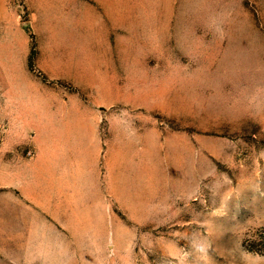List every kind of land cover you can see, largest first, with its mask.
<instances>
[{
	"label": "rangeland",
	"instance_id": "obj_1",
	"mask_svg": "<svg viewBox=\"0 0 264 264\" xmlns=\"http://www.w3.org/2000/svg\"><path fill=\"white\" fill-rule=\"evenodd\" d=\"M0 127L79 206L19 264H264V0H0Z\"/></svg>",
	"mask_w": 264,
	"mask_h": 264
},
{
	"label": "crops",
	"instance_id": "obj_2",
	"mask_svg": "<svg viewBox=\"0 0 264 264\" xmlns=\"http://www.w3.org/2000/svg\"><path fill=\"white\" fill-rule=\"evenodd\" d=\"M2 89H5L4 85ZM4 148L6 147L0 151V239L3 245L0 252H2V256L7 253L5 259L12 264H19L21 244L35 245L39 243L46 245L52 243L53 240L50 238L57 232L55 230H58L57 224L47 223L46 219L49 217L55 221L60 216L53 214L48 209L38 210L36 207H73L70 208L71 217L76 218V208L74 207L79 206L74 202L75 197L69 198V202L65 204L62 195L53 193V190H59L57 175L50 179L48 177L38 179L36 169L31 163H24L23 167L16 164V154L6 153ZM53 152L55 154V150ZM9 159H12V165L10 163L6 165L5 162ZM71 181L74 183L73 186L79 185V175L73 174ZM80 184L83 196V176ZM76 192L78 193V191ZM76 194L73 193L72 195ZM17 207H30V214L26 217L18 215ZM40 211L46 214H38ZM73 234L76 232L73 231ZM25 250H27L30 260L47 258V255L44 256L45 251L44 255L37 256L35 246L25 247Z\"/></svg>",
	"mask_w": 264,
	"mask_h": 264
},
{
	"label": "clouds",
	"instance_id": "obj_3",
	"mask_svg": "<svg viewBox=\"0 0 264 264\" xmlns=\"http://www.w3.org/2000/svg\"><path fill=\"white\" fill-rule=\"evenodd\" d=\"M212 251V241L204 238V240L187 255H194L196 260L199 261V264H212Z\"/></svg>",
	"mask_w": 264,
	"mask_h": 264
}]
</instances>
